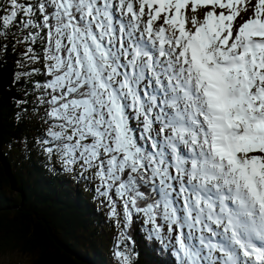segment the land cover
<instances>
[{"label":"rangeland","instance_id":"obj_1","mask_svg":"<svg viewBox=\"0 0 264 264\" xmlns=\"http://www.w3.org/2000/svg\"><path fill=\"white\" fill-rule=\"evenodd\" d=\"M51 1L58 12L63 13L64 16L70 15L69 9L73 6L70 0ZM134 1L140 4L141 0ZM203 1L195 0L190 4L188 15L195 14L196 17L190 19L194 21V26H201L202 22L206 23L209 19L206 15H212L210 12L212 8H204ZM233 1L223 0L224 4H217V7L223 12L234 15L238 29L247 28L250 24L256 23L264 25V3L258 2L259 4L251 6L250 10L243 11L240 7L233 9ZM184 3L182 10H185ZM87 4L88 1L80 0L79 8L86 11ZM15 5L23 6L21 3ZM120 6V0H117L116 4L115 0H93L91 11L86 12L85 16L81 14V18L85 20L84 22L82 19L87 26V32L72 23V21L78 23L75 18L68 17L66 23L51 33L48 40L53 59L50 61V70L60 71L62 74L46 87H40V90L35 93L36 105H32L31 108L35 111L34 117L41 121V125L48 134L47 146H42V151L44 155L50 156L52 161L59 163L64 170L75 173L80 180H87L90 183L94 193L91 198L101 202V206H95V209L106 214L107 223L111 227L105 240L109 243L107 251L111 264L131 263L130 253L123 245L132 214L131 207L134 206L132 187L126 182H120L121 174L126 166L152 167L151 173L158 177L156 189L159 195L164 196L161 215L165 219L174 221L175 227L181 226V230L175 228L174 232L171 224L158 227L153 220L155 213L152 208H149L144 213H139L141 219L147 222L146 226L149 229V231L146 229L147 233L163 240L167 246L170 243L172 250H176L174 252L176 257L182 260L196 257L197 254L194 252L196 248V252L199 255L202 254L203 261H206L204 264H217L215 262L217 257L214 256L215 248L201 247V244L208 239L205 238L201 243V240L196 239L197 233L193 230L199 229L202 235L206 233V229L202 231L201 226L194 221L191 222L189 218L188 232L182 231L186 228L188 221L179 210L182 211L183 205H191L193 200L191 193L183 195L180 190L189 187L193 182L194 179L191 180V177L194 178L193 170L191 168L186 170L178 164L180 162L172 156L173 149H168L171 137H167L170 134L164 136L165 127L160 115L162 110L153 117L156 104L143 100L144 86L139 90L144 74L137 73L135 79L127 82V74L139 71L142 62L140 61L139 65L132 64L136 58L133 56V47L129 41L130 37H133V29L126 26V32H124L126 41L121 44H119L121 38L114 32L112 14L117 20V25H126L122 17L127 11L125 9L121 11ZM235 10L239 14L235 15ZM80 11L83 13V10ZM230 18L227 17L228 20ZM131 21L132 17L128 19V23ZM164 21H169V18L167 17ZM173 31L176 32L171 37L174 46L178 38L176 35L179 34L178 26L173 27ZM239 31L234 30L235 33ZM61 51L64 53L63 56ZM115 68L118 69L117 73ZM110 74L111 78L108 77ZM147 79L148 88L151 86V81L157 84V78L152 73ZM85 84L89 88L87 91L83 89L86 88ZM85 93H90L91 97H87ZM75 96L82 98H75ZM139 98L143 100L142 110L136 107L139 105ZM124 112L125 115H123ZM141 113H148L149 119L143 117ZM129 116H132L131 123L140 127L147 139L142 143V148L146 152L144 156L134 157L139 150L138 147H135L132 141L129 143L134 148L123 142L129 135L124 129V123L128 124ZM150 130L153 132L152 143L149 142ZM172 134L175 137L176 132ZM52 142L53 145H49ZM165 151L169 153L165 154ZM52 153H55V156L52 155V157L50 155ZM260 157L263 158L264 153L260 154ZM255 158L259 160V156ZM6 170L11 176V168L9 171L6 167ZM158 171L171 176L166 178ZM173 182L175 186L172 185ZM200 182L198 179L194 185L199 186ZM174 190H177L175 196ZM176 216H181V219L175 218ZM209 238L211 241V237ZM31 261V256L18 252H9L0 257V264H30Z\"/></svg>","mask_w":264,"mask_h":264},{"label":"trees","instance_id":"obj_2","mask_svg":"<svg viewBox=\"0 0 264 264\" xmlns=\"http://www.w3.org/2000/svg\"><path fill=\"white\" fill-rule=\"evenodd\" d=\"M70 1L68 17L81 27L76 3ZM259 1L245 0L244 10ZM66 17L51 0H0V257L18 252L31 256L30 264H111L105 242L111 227L106 214L95 209L101 202L91 198L87 180L44 155L48 134L31 109L40 87L62 74L50 70L48 40ZM126 172L120 182L134 192L123 242L130 264H180L141 219L149 208H161L146 171ZM156 213L153 220L164 223Z\"/></svg>","mask_w":264,"mask_h":264},{"label":"bare ground","instance_id":"obj_3","mask_svg":"<svg viewBox=\"0 0 264 264\" xmlns=\"http://www.w3.org/2000/svg\"><path fill=\"white\" fill-rule=\"evenodd\" d=\"M170 1L171 0H156L157 3L163 2L165 4V6L167 7V10H169V8H170L167 4ZM143 3L146 6V10L143 12V14H140V17L142 16L141 19L145 18L147 11L150 8H152L154 5V3H152L150 0H143ZM179 18H180V23L184 26L183 29H185V34L182 35V39H181L183 41V43L179 42L178 46L181 47V49H184V48H186L187 42L189 40L193 39V35L191 36L188 33V31L186 30L187 26L189 25L188 21L186 18H183L181 16V11L178 10V19ZM161 19H162V16H159L158 20L160 21ZM159 21L153 22V23H155V25H158L160 23ZM211 23L212 22H210L209 24H206L205 26L199 27L198 31H203L204 33L207 34V36L210 37V31L208 29V26ZM215 23H219L217 26L218 30L216 33H214V35L211 34L212 35L211 36L212 43H210V49H211V44L214 45V47L216 48L215 51H216L217 56L221 57L223 54L231 53V52L235 51L237 48V45L240 43V41H238L236 44H232V43L225 44L223 42V38H222L221 34H222V30H223L224 26H226V21L220 20L219 22H215ZM252 26H254V25H252ZM252 26H250L248 28V33H249L248 35H250V28ZM215 36L219 37L222 40L223 44L222 43L219 44V42L215 43ZM252 37L254 39V50L252 51L254 61L252 63L250 61V73H249L250 76H249V78L256 80V88H254L253 92L257 93L258 87H260V86L264 87L263 86L264 85V25H260L258 30L256 31V33H254L252 35ZM181 40H178V41H181ZM167 42L171 43L169 38H168ZM142 49H147V52L152 54V51L150 48L148 49L146 46L142 45ZM166 57H168L169 59L172 60L171 68H173L177 71H179V68H181V71H182L181 75L182 74H184L185 76L187 75V73L182 70L181 65L179 67V65L177 64V59H175V55L172 54V51H171V53L167 52V55L164 57V61L156 62V66H165L166 64H164V63L166 61ZM188 82H190V80H188ZM250 93L251 92L247 93L246 97L248 100H247V102L245 101L247 103V107H248L247 115L249 116V118L253 117V120H257L258 116L264 117V93L260 94V97L256 102V110L253 112L250 109V104L253 102L251 100V94ZM197 104L198 105L201 104L200 98L198 99ZM246 122L250 123L251 121H246ZM263 131H264V120H261V119L259 121H257V123H255L254 125H252V126L249 125V129H247V128L244 130L239 129L238 133L236 134V135H238L236 147H237L238 152L240 154V157L243 161L247 160V158L249 156H255V155H258L259 153H264V144L260 141V136H261ZM246 133H252V134L254 133L255 136L251 141H248L245 138ZM202 142H203L202 156H204L205 159L209 160V153H208L209 149L207 150L205 142L204 141H202ZM196 153L198 154L197 150H196ZM245 157H247V158H245ZM259 163H260L259 164L260 166L263 165L262 160H259ZM207 171L213 176H216V177L220 176V175L215 174L213 167L210 169H207ZM225 172L226 173H223V178H225L227 181H229L230 184H231V181L237 182V177L234 176L233 174H229L228 169H226ZM201 187H204V185H202ZM241 193H242L241 196H245V190H243ZM232 249L234 250L233 245H232ZM241 264H243V263H241Z\"/></svg>","mask_w":264,"mask_h":264},{"label":"water","instance_id":"obj_4","mask_svg":"<svg viewBox=\"0 0 264 264\" xmlns=\"http://www.w3.org/2000/svg\"><path fill=\"white\" fill-rule=\"evenodd\" d=\"M9 171H10V168H9Z\"/></svg>","mask_w":264,"mask_h":264}]
</instances>
